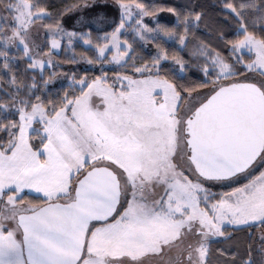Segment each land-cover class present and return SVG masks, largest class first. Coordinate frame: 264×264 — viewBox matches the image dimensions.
Segmentation results:
<instances>
[{
  "label": "rangeland",
  "instance_id": "rangeland-1",
  "mask_svg": "<svg viewBox=\"0 0 264 264\" xmlns=\"http://www.w3.org/2000/svg\"><path fill=\"white\" fill-rule=\"evenodd\" d=\"M124 4L127 6L124 19L118 18V10L115 8L105 13L106 21L111 18L115 20V25L101 36L104 43L98 49V55L102 58L110 51L109 61L93 63L86 58L85 66L98 69L115 67L126 59L129 45L119 37L126 24H131L133 32L143 42L158 35L169 42L174 41L176 34L165 32L162 27L157 26L155 16L151 17L155 26L149 25L144 12L142 14L139 11L140 6L134 3ZM40 12L43 11L32 12L27 0H12L7 6L0 5L3 42L9 48H22L37 70L55 64V56L59 50L63 46L71 47L73 40L81 39L84 44H88L81 37L86 33L83 29L86 26L78 28L75 34L61 36L54 26H44L41 23ZM96 12V9H85L82 15L86 19H92ZM109 13L112 16L109 17ZM76 15L81 13L77 12ZM64 32L67 33V27ZM9 36L13 37L11 41ZM49 36H60L55 46L50 45ZM183 40L184 38L180 44ZM199 51L206 54L208 58L202 55L207 62L206 67L215 70L217 76L233 73L228 64L224 68L226 63L217 54L204 48ZM234 52L240 60L243 59L242 53L249 55V58L247 61L242 60V64L247 65L244 67L245 72L235 76L233 82H253L264 92V53L260 49L246 48L236 49ZM213 56L217 58L216 62L210 59ZM149 70V74L134 78L123 75H113L109 81L106 75L96 78L75 100L67 102L51 114L40 103L33 104L28 111L22 107L19 109L18 129L9 143L11 148L19 144L23 132L33 121L41 124L43 135L52 137L57 135L64 124L69 136L75 142L79 140L84 152L90 155L87 162L89 168L105 166L117 175L121 191V212L133 205L138 209H151L147 216L138 213L137 218L130 219L118 232L107 231V225L114 223L115 218L95 227L86 235L83 256L78 264H166L169 257L175 263L192 264L191 259H185V254L190 251L188 244L191 242L194 248L200 242L201 237L195 234L197 227H200L199 220H204L207 224L213 213L208 200L213 193L209 184L218 182L203 179L195 172L187 157L183 127L185 118L220 84L213 83L204 91L187 95L184 103L179 106V97L173 86L165 79L150 75L152 68ZM263 158L264 149L257 163ZM73 188L74 186L70 187L68 196L61 197L58 201L70 200ZM228 193L242 194L246 210L236 214L240 218L264 215V169L246 184ZM39 195L43 197V201L54 199L48 195ZM18 197L19 194L14 192L0 190V235L13 232L23 256L17 216L36 206L17 200ZM217 206L239 205L234 199H228ZM228 215L233 218L232 213ZM187 223L192 224L191 230L187 228ZM225 226L239 227L243 224L225 220L222 229ZM177 232L181 233L180 240L171 244L161 257L149 255L135 262L128 259L129 256L140 255L159 237L170 240ZM260 233L264 232H257L260 245H264ZM213 235L223 236L214 231ZM210 236L212 234L209 233L204 240L206 246ZM177 255L181 261L176 259ZM195 259L197 264H201L199 256ZM24 264H27L25 259Z\"/></svg>",
  "mask_w": 264,
  "mask_h": 264
},
{
  "label": "trees",
  "instance_id": "trees-1",
  "mask_svg": "<svg viewBox=\"0 0 264 264\" xmlns=\"http://www.w3.org/2000/svg\"><path fill=\"white\" fill-rule=\"evenodd\" d=\"M11 1L0 0V5L7 6ZM27 1L32 12L51 9V15L39 17L44 26H55L61 9L76 2V0ZM122 2L134 3L143 8L145 20L149 25L155 26L151 21V17L155 16L157 26L162 27L165 32L176 34L174 41L169 42L158 35L143 42L133 32L131 24H126L119 33L120 39L129 45L126 59L115 67L98 69L85 66L86 58L93 63L109 61L111 52L108 51L105 56L99 58L98 49L104 43L101 36L110 31L115 22L107 25L102 23L99 28L91 30L83 28L86 33L81 37L88 44H84L81 39L73 40L71 47L63 46L56 54L55 64L44 66L41 70H33L26 67L31 62L22 48H9L3 42L0 28V150L8 152L11 149L9 143L18 129L20 107L28 111L33 104L40 103L46 108L47 113L51 114L67 102L75 100L96 78L103 75L107 76L108 81L113 75L134 78L149 74L150 68H152L150 75L165 79L173 86L179 97L178 104L181 106L187 95L204 91L213 83L223 85L233 82L235 76L245 72L242 60L247 61L249 55L242 53L243 59L240 60L228 47V42L238 39L239 25H249L247 31L241 35H253L264 44V34L252 30L255 23L264 26V0H122ZM110 16L112 15L109 13ZM111 21L113 20L110 18L109 22ZM183 38H187V42L184 43L183 40L180 44ZM200 48L217 54L229 65L233 73L219 77L215 70H210L207 83L200 77L181 76L177 64L173 62L176 57L189 61L188 66L196 70L207 66L205 58L200 54ZM164 56L167 57V62L163 63L157 72L156 63ZM5 62L7 67L4 66ZM32 127L29 143L33 150H38L44 144L45 136L41 133L42 126L38 121H33ZM258 159L245 172L209 184L213 193L208 200L218 201L221 194H227L260 174L264 169V158L257 163ZM87 168L89 165L85 163L71 176L69 184L74 186L75 180ZM7 192L13 191L6 190ZM17 200L36 207L46 202L41 195L30 192H21ZM112 219L114 218L108 221ZM107 222H91L87 234ZM259 231L264 232V224L223 227V236L211 237L207 243L206 264H245V259L250 254L255 264L260 255L257 250V246L261 244L257 237Z\"/></svg>",
  "mask_w": 264,
  "mask_h": 264
},
{
  "label": "water",
  "instance_id": "water-1",
  "mask_svg": "<svg viewBox=\"0 0 264 264\" xmlns=\"http://www.w3.org/2000/svg\"><path fill=\"white\" fill-rule=\"evenodd\" d=\"M188 159L206 180H226L248 170L264 149V92L253 82H230L214 89L185 118ZM117 175L92 166L75 181L73 197L47 201L17 216L27 264H78L91 222L120 202ZM216 237V236H215ZM39 249V253H36Z\"/></svg>",
  "mask_w": 264,
  "mask_h": 264
},
{
  "label": "snow or ice",
  "instance_id": "snow-or-ice-1",
  "mask_svg": "<svg viewBox=\"0 0 264 264\" xmlns=\"http://www.w3.org/2000/svg\"><path fill=\"white\" fill-rule=\"evenodd\" d=\"M127 6L122 2V0H112L109 3V0H76L75 3L67 4L63 9H61L59 16L57 17L58 23L54 26L58 32L62 35H71L75 34L78 28L86 26L88 30L92 28H99L102 23L107 25L108 23H114L115 20L109 22L105 19L106 11L115 8L118 10V18H125V8ZM85 9H96L97 12L92 19H86L82 13ZM231 10V9H229ZM142 14L144 9L141 8L139 10ZM80 12L81 15L77 16L76 13ZM40 16L51 15V9L47 11H43L39 13ZM199 15V14H198ZM157 18H159V14H157ZM67 27V33L64 32V28ZM249 25L241 24L237 27L238 39L234 41L228 42V47L230 52L236 49H260L262 53H264V44H262L259 40H255L252 38L250 34L241 35V33H245L248 29ZM252 30L254 32H258L264 34V26L259 23H255L252 26ZM223 36V34H221ZM13 37L9 36V41H11ZM60 39V36H49V43L52 46H55ZM26 43V39L24 41ZM187 42V38L184 39V43ZM197 53H192V55H196ZM201 55H205V53H200ZM206 58H208L206 56ZM213 62L217 61L216 57L210 58ZM167 62V57L164 56L159 59L156 63V71H160V67L163 63ZM177 64L179 68V73L181 76L188 75L190 77L196 78L200 77L203 79L205 83L208 81L209 69L207 67H202L200 70H196L194 67H189V61L183 60L180 57H176L173 61ZM5 67H7V63L5 62ZM29 69H35V65L29 63L26 65ZM228 65L225 64L224 68H227ZM242 67H247V65H242ZM223 71V69H221ZM14 78V74H13ZM228 199H234L237 201V207H224L217 206L222 204L224 201ZM107 207L111 208V211L108 215L104 217V221L107 222L110 218H115V222L107 225V231L109 232H118L120 231L130 219L137 218V215L147 216L151 209H146L133 205L130 208L125 209L123 212L120 211L122 205L119 200L116 201L115 206L111 205L109 202ZM210 206L213 208V213L209 216V222L206 224L204 220H199L200 227L196 229V235L201 237L199 243L195 245L193 248L192 243L189 242L188 247L190 251L185 254V259H191L192 264H197L195 257L199 256L201 260V264H206L207 261V246L204 243L207 235L212 233L213 231L216 234H223L221 229L223 226V222L228 220L229 223H237L248 225L250 223L255 224H264V215H259L256 217H251L249 219H242L237 216V213H242L246 209L242 202V194L240 193H228L221 194V201H217L215 203L210 202ZM228 213L233 214V218H230ZM214 221V222H213ZM187 228L191 230L192 224L187 223ZM204 229L202 232L201 229ZM181 233L177 232V234L171 239L164 238L163 236L159 237L157 241H153L152 245L146 248L143 252L138 256H129L128 259L130 261H139L146 256L155 255L157 257H161L163 253H165L171 244H174L176 241L180 240ZM261 239H264V233L259 234ZM257 250L259 252V257L255 264H264V245H258ZM36 253H39V249H36ZM122 257H112V259H120ZM176 259H179V255H177ZM0 264H24L23 256L20 253V246L16 240V237L13 232H9L7 235H0ZM31 264H43V262L37 260L35 256L31 260ZM67 264V262H65ZM166 264H175V260H172L171 257L168 258ZM245 264H254V259L251 254L245 259Z\"/></svg>",
  "mask_w": 264,
  "mask_h": 264
},
{
  "label": "crops",
  "instance_id": "crops-1",
  "mask_svg": "<svg viewBox=\"0 0 264 264\" xmlns=\"http://www.w3.org/2000/svg\"><path fill=\"white\" fill-rule=\"evenodd\" d=\"M31 126L23 132L18 145L8 152L0 150V190H12L16 195L40 193L58 201L69 195L71 176L88 162L90 155L79 140L75 142L69 136L64 124L56 136L44 135V144L33 150L29 143Z\"/></svg>",
  "mask_w": 264,
  "mask_h": 264
},
{
  "label": "flooded vegetation",
  "instance_id": "flooded-vegetation-1",
  "mask_svg": "<svg viewBox=\"0 0 264 264\" xmlns=\"http://www.w3.org/2000/svg\"><path fill=\"white\" fill-rule=\"evenodd\" d=\"M201 231L203 232L204 230H201ZM211 234H212V236H210V238H211V237H215V236H217V235H213V232L210 233V235H211ZM210 238H209V239H210ZM178 261H181V259L179 258ZM175 264H182V263H175Z\"/></svg>",
  "mask_w": 264,
  "mask_h": 264
}]
</instances>
